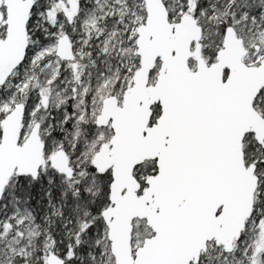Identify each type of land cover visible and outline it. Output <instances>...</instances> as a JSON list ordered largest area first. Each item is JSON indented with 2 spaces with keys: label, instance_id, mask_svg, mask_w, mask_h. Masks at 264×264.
I'll use <instances>...</instances> for the list:
<instances>
[{
  "label": "snow or ice",
  "instance_id": "1",
  "mask_svg": "<svg viewBox=\"0 0 264 264\" xmlns=\"http://www.w3.org/2000/svg\"><path fill=\"white\" fill-rule=\"evenodd\" d=\"M0 264H264V0H0Z\"/></svg>",
  "mask_w": 264,
  "mask_h": 264
}]
</instances>
